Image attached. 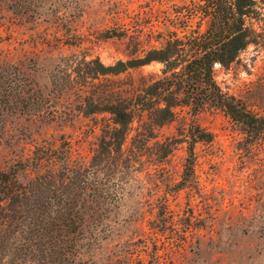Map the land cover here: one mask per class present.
Here are the masks:
<instances>
[{
  "label": "rangeland",
  "instance_id": "374dc122",
  "mask_svg": "<svg viewBox=\"0 0 264 264\" xmlns=\"http://www.w3.org/2000/svg\"><path fill=\"white\" fill-rule=\"evenodd\" d=\"M188 1L0 0V84L6 88L11 74L34 106H0V168L25 186L37 150L48 146L69 147L72 163L89 164L109 115H83L81 79L68 66L95 57L111 64L160 46L159 33L175 29L167 18ZM161 73L152 62L117 78ZM215 77L264 116V44L250 45L227 68L216 65ZM190 118L178 108L150 141L131 132L123 166L99 175L109 191L103 214L82 230L80 264H264V138L251 145L229 116L209 107L195 120L213 138L190 153ZM168 144L173 149L162 157ZM14 251L8 243L0 264H30Z\"/></svg>",
  "mask_w": 264,
  "mask_h": 264
},
{
  "label": "trees",
  "instance_id": "16d2710c",
  "mask_svg": "<svg viewBox=\"0 0 264 264\" xmlns=\"http://www.w3.org/2000/svg\"><path fill=\"white\" fill-rule=\"evenodd\" d=\"M167 20L175 29L160 32L161 45L141 56L111 64L95 57L68 66L81 79L83 115H109L103 118L99 148L89 164L72 163L69 147L37 150L39 156L25 186L11 171L0 168V258L10 243L14 254L28 256L30 264H80L82 230H90V223L103 214L109 191L99 175L111 166H123L124 147L132 131L150 141L160 127L178 117L180 107L188 108L191 115L187 122L190 153L197 142L213 138L195 120L209 107L229 116L251 145L263 140L264 116L223 91L215 66L227 68L250 45L264 44V0H189ZM152 62L162 64L161 76L141 75L129 83L117 78ZM9 75L7 87L0 84V106L32 111L26 92L20 85L13 86L15 80ZM108 76L107 84L95 85V80ZM91 85L95 86L88 90ZM172 149V144L166 145L162 157Z\"/></svg>",
  "mask_w": 264,
  "mask_h": 264
}]
</instances>
